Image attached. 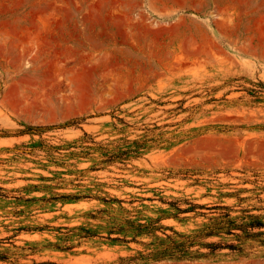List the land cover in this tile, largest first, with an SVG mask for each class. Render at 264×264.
<instances>
[{
	"label": "rangeland",
	"instance_id": "obj_1",
	"mask_svg": "<svg viewBox=\"0 0 264 264\" xmlns=\"http://www.w3.org/2000/svg\"><path fill=\"white\" fill-rule=\"evenodd\" d=\"M0 264H264V0H0Z\"/></svg>",
	"mask_w": 264,
	"mask_h": 264
},
{
	"label": "trees",
	"instance_id": "obj_2",
	"mask_svg": "<svg viewBox=\"0 0 264 264\" xmlns=\"http://www.w3.org/2000/svg\"><path fill=\"white\" fill-rule=\"evenodd\" d=\"M262 226L263 224L259 222H254L253 224L248 225L249 228H261Z\"/></svg>",
	"mask_w": 264,
	"mask_h": 264
}]
</instances>
